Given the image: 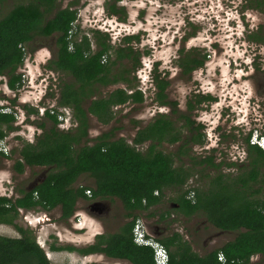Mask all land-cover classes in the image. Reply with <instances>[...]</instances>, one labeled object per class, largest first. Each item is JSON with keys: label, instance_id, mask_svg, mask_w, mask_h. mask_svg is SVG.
Listing matches in <instances>:
<instances>
[{"label": "trees", "instance_id": "trees-1", "mask_svg": "<svg viewBox=\"0 0 264 264\" xmlns=\"http://www.w3.org/2000/svg\"><path fill=\"white\" fill-rule=\"evenodd\" d=\"M57 1L32 0L27 4H18L0 18V75L7 76L8 88L14 91L22 85L17 69L24 60V46L35 35L46 38L54 35L56 50L48 67L71 76L72 81L64 84L60 91L58 103L72 109L76 122L75 128L60 130L57 127V116L47 111L45 114L52 126L47 129L41 124L43 130L35 141L25 142L19 149L18 158L13 164L15 172L21 173L24 167H45L49 172L31 190H19L20 196L16 198L0 196V223L14 225L20 233L17 238L0 236V264H49L31 232L14 224L18 210L49 211L59 207L61 218L67 220L73 215L77 201L88 199L85 193L87 190L93 199H118L130 216L160 204L166 189L177 188L180 190L173 203L178 206L172 209L175 214L187 218L199 215L217 230L236 233L233 239L203 255L195 252L192 245L176 232L158 239L167 250L168 264H249L255 255L264 257V172L260 170L264 163V152L249 143L250 134L244 138L248 168L234 177L223 174L220 163H215L211 155L205 158L189 156L188 143L203 142L199 131L201 125L195 126L189 116L182 114L177 116L178 120L183 121L181 126H176L167 115L160 114L137 130L133 145L122 138L113 139L111 131L101 133L93 139L92 144H87L88 115L107 124L112 119V107L143 101L139 90L128 93L125 89L117 88L106 96L97 94L100 86L107 87L119 81L126 82L127 88L132 89L126 75L116 76L112 72V65L115 61L130 59L134 55V68L139 64V52L129 46L131 42H139V36L122 37L120 40L126 46L115 49L116 59L111 62L107 55L112 48L108 38L105 36L97 39V48L92 51L86 35H80V31L72 32L77 19L74 3L70 2L60 9ZM109 1H112L109 11L112 14L118 13L116 3L121 0ZM246 1L253 2V7L264 5V0ZM46 15L51 17L45 20ZM92 32L94 36L103 34L98 30ZM104 55L107 60L102 63ZM201 63L196 62L189 67L188 61L180 60L185 73ZM153 73V83L157 89L156 101L161 106H173L172 111L175 112L176 104L169 102L165 93L168 81L160 78L156 70ZM205 98L211 97H202L203 100ZM188 108H194L191 102ZM29 112L33 115L38 113L32 108ZM14 121V116L1 112L0 107V138L14 129ZM182 129L189 134L183 135ZM146 142L148 145L144 152L136 149V145ZM179 142L177 155H188L192 161L190 166H175L173 155L156 149L160 143ZM196 166H206L216 171V174L208 177L204 187L184 189L183 186L193 175L192 170ZM82 175L93 180V187L73 186ZM190 192H193V198L187 199ZM169 215V211H163L159 219L164 221ZM133 224L134 220L120 232L99 234L95 242L85 248L56 247L52 244L50 248L54 251H76L84 256L99 253L110 258L128 259L133 264H155L152 248L133 243ZM220 253L224 261L218 259Z\"/></svg>", "mask_w": 264, "mask_h": 264}, {"label": "rangeland", "instance_id": "rangeland-1", "mask_svg": "<svg viewBox=\"0 0 264 264\" xmlns=\"http://www.w3.org/2000/svg\"><path fill=\"white\" fill-rule=\"evenodd\" d=\"M31 1L2 0L0 2V18L14 6L27 4ZM70 2L74 3L73 9L77 11V19L73 24L72 32L80 31V35H86L92 51L97 48V39L107 37L108 43L112 46L107 53L108 60L111 62L116 59L115 49L126 46L120 41L123 36H139L138 43L131 42L129 44L135 52H139V64L134 68L136 61V55H134L130 59L115 61L116 63L112 65V72L116 76L126 75L127 79L131 81L132 89L127 88L126 82L119 81L107 87L100 86L97 94L106 96L117 88L125 89L128 93L139 90L143 101L112 107V119L107 124H102L97 121L95 116L88 115L87 144H92L93 139L101 133L111 131L113 139L122 138L128 144L133 145V137L137 130L158 118L160 114L167 115L175 122L176 126H181L183 121L177 119L175 112L184 113L188 102L195 105L191 111L190 119L197 124H201L202 121L207 129H211V126L208 127V120L215 119L217 114L212 115L215 108H220V104L217 103V107L213 103L211 107L207 106L209 110L207 107L205 109L202 104L195 103V93L192 91L199 88L204 92L201 89L203 85L211 84V94L219 93L216 79L220 76V72H224L223 77L230 80L231 84L228 86L227 83H223L225 91L222 92L220 101L229 100L228 105L230 102L232 106L228 111L234 110L235 116L233 117L236 120L233 121L230 118L232 121L227 122L223 127L226 135L220 136L219 151H210L212 146H215V139L211 142L203 139V143L192 146V153L188 154L196 158L212 154L220 161L221 172L228 176L234 177L243 169L248 168L244 138L249 131L251 135L264 134V103L261 98L264 96V90L258 86V83L264 84V5L260 7L252 5L246 8L245 5H242L244 3L241 4V0H121L116 4L119 9L118 13L112 14L108 9L109 6H112V1L109 0H58L56 3L58 8L62 9ZM214 6L217 7V10H214ZM210 8L214 11L212 12ZM184 12L191 15L196 14V19H200L206 28L213 31L214 36L211 37V41L215 42L212 46L208 41H203L208 37L207 30L200 31L198 40L192 43L200 50L195 51V57H201L202 52H210L211 56L207 58L201 68L192 72L190 76L177 71L176 64L172 63L175 46L170 44L174 31L179 27L178 24L181 26L183 23ZM211 13L213 14L211 15ZM50 17L51 15H46L45 20ZM228 25L231 28H227ZM95 30L106 35L94 36L92 31ZM232 32L235 33V36L232 35ZM253 37L260 39L253 40ZM177 40L174 42L176 43ZM55 42L56 36L54 35L49 38L35 35L23 48L24 60L17 69V74L22 79V85L17 90L8 91L11 108L4 109L14 116L15 121L13 122L14 129L7 132L3 138L6 140L7 150L5 149V151L8 154L0 153V196L16 198L20 196L19 190L29 191L49 172V169L45 167H24L21 173H17L13 170V164L18 158L21 146L25 142H34L36 136L42 132L41 124L47 129L52 126L46 117V111L40 115L39 109H35L33 105H43L48 111L53 106L57 113V110L63 107L58 103L60 91L64 84L72 81L71 76L67 73L48 67L56 50ZM254 50H259V53H255L260 55L256 56V60L251 63L255 70L248 78L247 76L251 72L246 63L252 61L251 51ZM231 60L234 61L233 65L228 67L227 63ZM154 67L160 78L168 81L165 93L167 100L176 104V111L173 114H170L168 106H161L155 99L157 89H154L152 81L154 72L152 68L154 70ZM235 75L238 81L233 83L232 79ZM6 83L7 76L0 75V88L4 90V87L7 86ZM251 85L258 88V96L254 94L253 98L251 96L248 99ZM244 92L249 93L246 95ZM2 94L0 92L1 96ZM24 101L27 103L24 104ZM30 108L37 110V115L30 113ZM22 114L26 116H22ZM49 114L51 113L49 112ZM201 114L204 115L200 116ZM238 122L241 124L233 126ZM2 128L5 130V127ZM227 130H230L229 133ZM182 134L187 135L188 133L182 129ZM147 145L148 142L135 147L144 152ZM179 145L180 142L177 144L160 143L156 149L173 155L175 166L180 164L190 166L192 161L188 155H177L176 149ZM206 148L211 153L206 151ZM225 148L229 150V153L225 151ZM230 163L234 164L229 165ZM260 170L264 172V163L260 166ZM192 174L183 186L184 189L204 187L207 185L208 177L216 174V171L209 170L206 166H196L192 170ZM73 186H89L91 188L93 180L87 175H82ZM179 190L177 188L166 189L161 203L151 207L148 211L140 212L138 218L146 219L151 228L162 232V235H169L175 231L180 232L199 255L218 248L235 237V232L217 230L199 215L185 220L174 212H170L171 203ZM98 209L105 211L97 212ZM163 211L173 214L174 221H170L168 218L164 221L159 220L158 216ZM18 212L14 224L31 232L36 243L44 251L49 264H105L102 262V260H106L103 254L84 256L76 251H54L50 246L52 244L56 247L85 248L95 242L98 234L117 232L123 222V209L117 199L105 201L93 199L90 196L88 199L77 201L73 215L67 220L61 218L59 207L49 211L19 209ZM77 212L79 217H75ZM150 213L154 215L151 216ZM0 236L17 238L20 237V233L14 225L0 223ZM249 264H264V257L255 255L251 257Z\"/></svg>", "mask_w": 264, "mask_h": 264}, {"label": "flooded vegetation", "instance_id": "flooded-vegetation-1", "mask_svg": "<svg viewBox=\"0 0 264 264\" xmlns=\"http://www.w3.org/2000/svg\"><path fill=\"white\" fill-rule=\"evenodd\" d=\"M118 3V2H117ZM116 3V4H117ZM242 3H244V4H242ZM241 4L242 5H245L246 6V8H248V7H251L252 5H254V3L253 2H249V1H246V0H241ZM118 7V6H117ZM122 7V6H121ZM219 7V6H218ZM210 10L212 11V8H210ZM214 10H217V7L216 6H214ZM213 10V11H214ZM212 11V12H213ZM243 12V11H242ZM185 14H184V16H183V23L181 24V26L178 24V28L174 31V36L171 38V40H170V44L172 45V44H174V46H175V56H173V59H172V63L173 64H176V68H177V71L178 72H180V73H184V74H186V75H188V76H190L191 74H192V72H195L197 69H199V68H201L202 66H203V64L205 63V61L207 60V58H210V52H208V53H203L202 52V54H201V57H199V58H197V57H195L196 56V54H195V51H200L198 48L199 47H197V46H195V44H192L194 41H196V40H198V35H199V33H200V31L202 30V31H205V30H207L206 31V34H207V36L208 37H206V38H204L203 39V41H208L212 46H214V44L213 43H215V42H212L211 41V37H213L214 36V33H213V31H211V30H209L208 28H206V26L204 25V23L202 24V22H201V20L200 19H196V14H189L188 12H184ZM213 13H211V15H212ZM215 17V16H214ZM215 20H216V18H215ZM217 21V20H216ZM177 25V24H176ZM230 26L228 25L227 26V28H229ZM231 28V27H230ZM234 30V29H233ZM244 31V30H243ZM203 34V33H202ZM232 35L233 36H235V33H233L232 32ZM242 35V34H241ZM126 36V35H125ZM50 37H52V36H50ZM124 37V36H123ZM49 38V37H48ZM254 38V37H253ZM252 38V39H253ZM176 39H178L177 40V42L175 43L174 42V40H176ZM254 40V39H253ZM121 41V40H120ZM136 43V42H135ZM138 43V42H137ZM180 46H182V47H180ZM180 49H182L181 51H180ZM259 50H254L253 52L251 51V53H252V56H251V58H252V61H248V63H246V65H248L247 67L249 68V70H250V72H251V74H249L247 77L248 78H250L251 76H252V74H253V72H254V70H255V68L253 67V65L251 64V63H253L255 60H256V56H258V55H260V54H256L255 52H258ZM259 53V52H258ZM200 55V54H199ZM204 56V57H203ZM102 57H105V62H106V60H107V57H106V55H104V56H102ZM245 58H248V57H245ZM181 59H185L186 61H188V66L190 67L191 65H193V64H195L196 62H202L201 63V65L200 66H197L196 68H194V69H192V70H190L188 73H185V72H183V68L180 66V60ZM101 62L102 63H104V61H102V58H101ZM233 62L234 61H228V67H232V65H233ZM156 65V64H155ZM154 70H155V67H154ZM153 70V68H152V71H154ZM151 71V72H152ZM153 74L154 73H152V81H153ZM223 74H224V72H220V76L216 79L217 80V82H216V87L219 89V93H215L214 92V94H211L212 92L210 91V85L209 84H207L206 86L205 85H203V87L201 88V89H203V91L204 92H202L199 88H197V90L195 91H192V92H194L195 93V100L197 101L198 99H202V97H206V96H210L211 98H205L204 100L202 99L199 103H197L198 105H200V104H202L203 106H204V108L206 109V107L207 106H210L211 107V105L213 104V103H215L216 104V106L218 107V104H220V108L218 107V108H215L214 109V112H213V115L212 116H215L216 114H217V116H215V119L213 120V121H210V120H208L209 122V125H208V127H212L211 129H207V126L204 124V123H202V121H201V119H199V121H201V124H197L194 120H192L193 122H194V125L196 126V125H201V128H200V132H201V134H202V140L203 139H206V140H208V141H210L211 142V140H213V139H215V146H212V149L210 150V151H219L220 149H219V142H220V136L221 135H226V133L224 132L225 130L223 129V127H225L226 126V124H227V122H229V121H235L236 120V118L235 117H233V116H235L234 115V110H231V111H228L230 108H231V103L229 102V104L230 105H228V101L229 100H226V99H224L223 101H225V102H223V101H220V100H222V92H224L225 91V89H223V83H227V85L228 86H230V84H231V81L230 80H227L226 78H224L223 77ZM244 77H246L245 75H243ZM239 77V76H238ZM247 78V79H248ZM195 81H197V80H195ZM232 81H233V83H236V81H238V78H236V75L234 76V79H232ZM262 85H264V84H259L258 83V86H259V88L261 89V90H264V86H262ZM200 86V85H199ZM201 87V86H200ZM216 87L214 86V89L216 90ZM251 90H249V91H251L250 93L249 92H244L246 95L248 94L249 95V98H248V96H247V98L248 99H250V97L252 96V98L254 97V94H255V96H258L257 94V91H258V88L256 87L255 88V85L253 86V85H251ZM154 89H155V87H154ZM217 91V90H216ZM227 94V93H226ZM217 98H218V100H217ZM262 99H263V103H264V96L263 97H261ZM196 101H195V103H196ZM227 102V103H226ZM189 103V102H188ZM188 103H187V106H186V108H185V110H184V113H181L182 115H185V116H189V119H190V116L192 115V110L195 108V105H194V108L192 109V110H189V108H188ZM218 103V104H217ZM173 104V103H172ZM193 106V105H192ZM229 107V108H228ZM168 108H169V112H170V114H173L174 113V111H172V109H173V106H168ZM175 108V107H174ZM204 109V110H205ZM207 109H208V107H207ZM209 110V109H208ZM176 114H177V116H180V114L179 113H177V112H175ZM202 115H204V114H201L200 116H202ZM230 118L232 119V120H230ZM262 118V117H261ZM191 120V119H190ZM239 124H241V122H238V123H234L233 124V126L234 125H239ZM203 126H205V128H203ZM239 128H240V126H239ZM229 129V128H228ZM203 130V131H202ZM229 131L230 130H227V132L229 133ZM249 131V130H248ZM186 132L188 133V131L186 130ZM225 133V134H224ZM189 134V133H188ZM247 134H250V137L252 136L251 135V132L249 131ZM246 134V135H247ZM259 135H264V134H259ZM249 140H250V138H249ZM203 143V142H202ZM201 143V144H202ZM177 144V143H176ZM194 145H199V144H193V143H188V145H187V148L189 149V153H192V146H194ZM208 148H206L205 150L206 151H209V150H207ZM177 150V149H176ZM236 150H237V148H236ZM209 151V153H211ZM225 151H227L228 153H229V150L227 149V148H225ZM209 156V155H208ZM211 156H213L212 154H211ZM232 156V155H231ZM206 156L205 155H203L202 157H199V158H205ZM235 157V156H234ZM213 158H214V161H215V163H220V161H218L217 160V158L215 157V156H213ZM156 194H157V192H156ZM90 197H91V195H90ZM187 199H190V197L189 196H187L186 197ZM112 199H116V198H103L102 200H105V201H109V200H112ZM164 199V198H163ZM118 200V199H117ZM119 201V200H118ZM120 202V201H119ZM120 204H121V202H120ZM177 204H174L173 202L171 203V209H170V212H173L172 211V209H175V208H177ZM121 207H122V204H121ZM122 209H123V207H122ZM97 212H100V211H105V210H102V209H98V210H96ZM140 213V212H139ZM138 212H135L134 213V215H136V217H134V215H130V216H128L127 214H126V211L123 209V222H122V224L118 227V230H117V232H120V231H122L123 230V228L124 227H126V225L130 222V221H132V220H134V224H135V222H138V220H140V223H141V226H142V229L144 230V232H145V234H147V235H149V236H151L152 238H154L156 241H158V239H161V238H164V237H166V236H169V235H172L173 233H178V234H180L182 237H183V239L184 240H186L185 238H184V236L180 233V232H178V231H175V232H172L171 234H169V235H162L163 233L162 232H159V231H157V230H155V229H152L151 228V226H150V224L148 223V221L146 220V219H144L143 217H141V218H138V214H139ZM75 217H79V213L77 212V214H75ZM174 215L173 214H170L167 218L168 219H170V221H174ZM182 218H184L185 220H188V219H190V218H187V217H183V216H181ZM192 217H194V216H192ZM166 218V219H167ZM158 219H159V216H158ZM160 220V219H159ZM158 220V221H159ZM134 224H133V226H134ZM132 229H133V227H132ZM112 233H116V232H112ZM112 233H102V234H112ZM99 235V234H98ZM132 240H133V243L135 244V242H134V239L132 238ZM186 241H188V240H186ZM159 242V241H158ZM189 242V241H188ZM160 243V242H159ZM190 243V242H189ZM161 244V243H160ZM191 244V243H190ZM137 245V244H136ZM193 247V246H192ZM104 257H105V259L106 260H102V262H104L105 264H133L131 261H129L128 259H124V258H122V259H115V258H110V257H107V256H105V255H103ZM259 257H261L260 255H259Z\"/></svg>", "mask_w": 264, "mask_h": 264}, {"label": "built area", "instance_id": "built-area-1", "mask_svg": "<svg viewBox=\"0 0 264 264\" xmlns=\"http://www.w3.org/2000/svg\"><path fill=\"white\" fill-rule=\"evenodd\" d=\"M102 61H105V57H102ZM25 73H26V71H25ZM26 77H27V74H26ZM8 91L12 92L8 88V86H5L4 90H3V88L2 89L0 88V92L3 93L2 96L0 95V107H1V112H3V113H8L4 109H10L11 108V105L9 104V99H8ZM26 103H27V101H24V104H26ZM33 107H35V109L36 108L39 109L38 111H39L40 115H43L45 111L46 112L48 111L46 108H44L43 105L38 106L36 104V105H33ZM54 110H55V108L53 106H51L49 108L48 112H50L51 115L57 116V120H58L57 126L60 130L68 131V130H71V129L76 127V122L74 121V118L72 115V110L70 108H66L65 106H63L59 110H57V113ZM22 116H26V115L22 114ZM3 138H0V153H2V152L6 153L5 149L7 150L6 143H5L6 140ZM249 143L251 145L258 146L264 152V135H259L258 137L255 134L252 135L250 140H249ZM6 154H8V152ZM85 193L87 196L91 195V192L89 190L85 191ZM155 194H156V192H155ZM188 196L190 197V199H192L193 198V192H190L188 194ZM133 232L135 234L134 241L137 245L149 246L152 248L155 264H167V261H168L167 250L163 247L162 244H160L158 241H156L151 236L147 237L148 235L145 234L144 230L142 229L140 220H138V222H135V224L133 226ZM218 259L220 261H224V257L221 253L218 254Z\"/></svg>", "mask_w": 264, "mask_h": 264}, {"label": "clouds", "instance_id": "clouds-1", "mask_svg": "<svg viewBox=\"0 0 264 264\" xmlns=\"http://www.w3.org/2000/svg\"><path fill=\"white\" fill-rule=\"evenodd\" d=\"M7 84V83H6ZM252 135H254V134H252ZM255 135H257V137L259 136V134H255ZM132 236H133V239H134V237H135V234H134V232H133V229H132ZM147 237H149V235L147 236ZM135 242V241H134ZM136 244V243H135ZM139 246V245H138ZM151 248V247H150ZM154 263H155V261H154ZM167 264H168V261H167Z\"/></svg>", "mask_w": 264, "mask_h": 264}, {"label": "water", "instance_id": "water-1", "mask_svg": "<svg viewBox=\"0 0 264 264\" xmlns=\"http://www.w3.org/2000/svg\"><path fill=\"white\" fill-rule=\"evenodd\" d=\"M34 186H35V185H34ZM34 186H33V187H34ZM33 187H32V188H33ZM32 188H31V189H32ZM31 189H30V190H31ZM93 205L95 206L96 204H93Z\"/></svg>", "mask_w": 264, "mask_h": 264}]
</instances>
